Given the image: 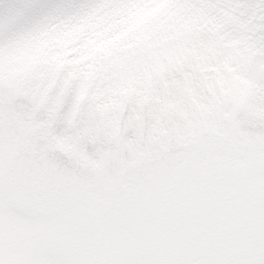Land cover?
<instances>
[{
	"label": "snow or ice",
	"instance_id": "1",
	"mask_svg": "<svg viewBox=\"0 0 264 264\" xmlns=\"http://www.w3.org/2000/svg\"><path fill=\"white\" fill-rule=\"evenodd\" d=\"M0 264H264V0L0 4Z\"/></svg>",
	"mask_w": 264,
	"mask_h": 264
},
{
	"label": "rangeland",
	"instance_id": "2",
	"mask_svg": "<svg viewBox=\"0 0 264 264\" xmlns=\"http://www.w3.org/2000/svg\"><path fill=\"white\" fill-rule=\"evenodd\" d=\"M28 2V0H0V4L8 5V4H20ZM34 2L42 4V5H52L59 3L60 0H34Z\"/></svg>",
	"mask_w": 264,
	"mask_h": 264
}]
</instances>
